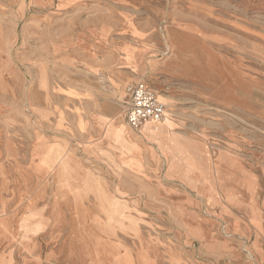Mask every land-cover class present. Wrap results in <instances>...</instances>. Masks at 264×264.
I'll list each match as a JSON object with an SVG mask.
<instances>
[{
    "label": "rangeland",
    "instance_id": "374dc122",
    "mask_svg": "<svg viewBox=\"0 0 264 264\" xmlns=\"http://www.w3.org/2000/svg\"><path fill=\"white\" fill-rule=\"evenodd\" d=\"M97 37L110 44L118 76L121 49L126 60L132 48L140 53L119 97L126 83L144 81L167 110L157 133L131 130L120 110L105 123L101 147L104 133L119 163L86 155L68 108L67 151L97 181L86 194L57 196L66 212L59 210L54 224L63 255L54 264H116L98 252L115 248L120 264H264V0H0L6 188L23 187L22 202L35 187L27 163L35 152L33 98L45 93L54 101L86 78L110 91L78 63L100 52L91 41ZM60 127L53 129L58 137ZM68 158L61 167L69 163L73 171Z\"/></svg>",
    "mask_w": 264,
    "mask_h": 264
},
{
    "label": "crops",
    "instance_id": "0c3cea01",
    "mask_svg": "<svg viewBox=\"0 0 264 264\" xmlns=\"http://www.w3.org/2000/svg\"><path fill=\"white\" fill-rule=\"evenodd\" d=\"M93 32L98 31L93 30ZM91 41L100 52L93 50L94 52L85 53L84 56L80 57L83 62L78 60L79 66H84V69L86 66V70L91 71L90 80L95 81V72L100 74V79H104L105 85L111 87V89L108 93L100 92L95 85H87V78L85 80L77 79L79 82L85 81L84 84L68 87L64 89L65 93H56L53 98L54 101L45 93L30 101L33 108L29 110V116L34 118L33 121L36 125L35 136L31 140V147L35 149V152L27 158V163L31 167L30 177L35 182V187L30 193L31 198L23 199L21 202L25 192L23 187L14 190L9 184L6 188L5 182L9 179L3 177L0 173V264L6 261L8 263L10 261L18 263L26 261L35 264H54V261H58L59 258L63 257L59 234L54 229V224H57L59 220L58 211L66 212V208L63 203L59 202L57 196L78 192L86 194V188L93 183V179L95 178V181H97V175L93 171L84 168L80 160L67 151L68 139L62 132L66 131L67 128L68 108L71 109L69 114L74 113L76 139L84 142L86 155L90 156L91 159L105 158L119 162L118 150L113 147V140L106 138L103 133V139L105 140L103 143L107 144L106 150H104L101 147V141H99V134L101 128L103 131L105 130V123L109 119L115 120L116 116L114 117V115L119 110V115H123L125 98L124 95L122 98L119 97V91L123 88L122 83L135 73L128 66H139L140 53L134 48L124 45L133 49L134 57L126 60L124 51L121 49L120 55L122 56L123 66L118 69H123L121 71L123 75L118 76L117 74L120 72L115 73L113 69L114 57H112L111 51L105 50L107 46L110 47V44L105 46L106 43L103 44L102 41L104 42V40L99 37L93 38ZM102 44L104 45L103 48L101 47ZM106 80L111 85L109 82V85H107ZM132 82L136 81L126 83L125 87ZM105 85L104 87H106ZM166 124L170 126L173 123L168 121ZM59 125L62 134L58 137L53 134V129H56ZM159 127L160 124H158V130ZM158 130H155L151 123H147L135 132L146 134L147 131L157 133ZM58 149H62L61 155H54V150L56 154ZM66 157H69L71 163L76 167L73 171H71L69 163H65L61 167ZM2 163L0 160V166L3 165ZM14 177L17 182L20 179L23 180L22 172L19 169L14 171ZM75 179L79 180L75 181ZM95 186L98 187L99 184L96 182ZM96 192L100 193L99 191ZM68 227L70 232L64 236L65 238L73 230L70 224ZM97 235L99 237L103 236L102 233ZM15 237L17 238L15 239ZM8 244L16 248L17 256H13L14 253L7 251L6 246ZM98 252L106 261H114L116 264H120V250L118 248L113 250L99 249Z\"/></svg>",
    "mask_w": 264,
    "mask_h": 264
},
{
    "label": "built area",
    "instance_id": "2783aa9c",
    "mask_svg": "<svg viewBox=\"0 0 264 264\" xmlns=\"http://www.w3.org/2000/svg\"><path fill=\"white\" fill-rule=\"evenodd\" d=\"M124 98L122 119L131 130L138 131L147 123L154 127L162 122L167 106L154 87L142 81L129 83Z\"/></svg>",
    "mask_w": 264,
    "mask_h": 264
},
{
    "label": "bare ground",
    "instance_id": "6f19581e",
    "mask_svg": "<svg viewBox=\"0 0 264 264\" xmlns=\"http://www.w3.org/2000/svg\"><path fill=\"white\" fill-rule=\"evenodd\" d=\"M163 120V119H162ZM126 123V122H125ZM127 124V123H126ZM160 124V123H159ZM128 125V124H127ZM155 130H158V125H154V127H153ZM113 129V128H112ZM120 129V130H119ZM119 129L117 130L116 129V131L118 132H120L121 131V128L119 127ZM110 130H111V128H110ZM119 132H118V134H119ZM132 137V136H131ZM124 138V137H123ZM133 140H135L134 138H133ZM124 141V140H123ZM135 144V143H134ZM137 148V147H136ZM142 148V147H141ZM149 149V148H148ZM131 156V155H130ZM135 157V156H134ZM144 161V160H143ZM143 163V162H142Z\"/></svg>",
    "mask_w": 264,
    "mask_h": 264
}]
</instances>
